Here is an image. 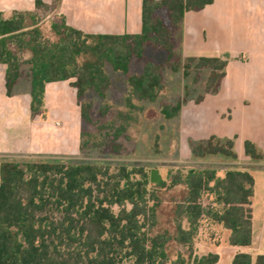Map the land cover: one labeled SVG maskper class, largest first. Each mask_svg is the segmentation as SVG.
<instances>
[{
  "label": "trees",
  "instance_id": "trees-1",
  "mask_svg": "<svg viewBox=\"0 0 264 264\" xmlns=\"http://www.w3.org/2000/svg\"><path fill=\"white\" fill-rule=\"evenodd\" d=\"M213 2L143 0L142 30L134 35L77 30L64 17L49 13L43 0H35V12H13L9 17L0 13V64L6 66L7 94L26 78L36 115L45 112L47 84L76 79L81 120L91 124V106L83 99L89 90L105 97L111 87L105 66L128 75L132 61H142L150 47L166 51L171 70L181 71L186 80L194 75L197 83L202 72H208L204 93L195 100L199 103L219 91L227 61L183 58L175 35L186 12ZM127 83L128 109L137 108L134 100L155 102L164 89L163 66L145 61L142 72L130 75ZM187 102L165 103L161 114L166 120L179 118ZM190 150L196 159L222 155L237 160L234 139L190 141ZM245 154L253 162L264 160V153L250 141L245 142ZM152 184L148 171L126 165L3 160L0 264H217L216 253L193 254L205 222L228 231L226 244L251 246L255 179L249 170L220 174L215 169H189L171 174L169 183ZM173 190L183 195L170 202L160 197L161 191ZM166 203L173 208L172 227L161 225L160 209ZM231 264H264V255L238 253Z\"/></svg>",
  "mask_w": 264,
  "mask_h": 264
},
{
  "label": "crops",
  "instance_id": "crops-1",
  "mask_svg": "<svg viewBox=\"0 0 264 264\" xmlns=\"http://www.w3.org/2000/svg\"><path fill=\"white\" fill-rule=\"evenodd\" d=\"M43 2L49 13L88 34L134 35L142 30L143 0H61L56 10V0ZM35 11V0H0V13L5 17ZM178 40L183 58L227 61L219 91L206 94L199 103L189 100L182 107L179 118L189 150L190 141L211 136L234 139L237 161L253 162L245 154L246 141L264 153V0H214L203 10L188 11ZM29 92L25 78L9 96L6 66L0 64V164L5 159L79 155L83 123L73 81L46 85L44 113L32 114ZM67 94L76 105L66 100ZM246 165L238 169L250 170V163ZM231 247L227 264L238 253L264 255L248 250L253 237L249 247Z\"/></svg>",
  "mask_w": 264,
  "mask_h": 264
},
{
  "label": "rangeland",
  "instance_id": "rangeland-1",
  "mask_svg": "<svg viewBox=\"0 0 264 264\" xmlns=\"http://www.w3.org/2000/svg\"><path fill=\"white\" fill-rule=\"evenodd\" d=\"M179 33L175 35L176 42L179 41ZM145 61L163 66L164 89L155 102L134 100L137 108L130 110L126 107L129 94L127 79L130 75L140 74ZM105 71L111 81V87L105 97L89 90L83 99V103L91 106L92 123L82 124L81 132L84 135L81 136V144H86L79 155L43 156L17 161L60 159L64 162L111 167L126 165L145 169L150 176L152 170H157L161 181L168 183L170 175L177 171L186 173L189 169H215L221 174L228 169L247 168L246 163H250L249 171L255 179V186L252 198L253 247L248 250L255 254H264V162H239L222 155L196 159L191 156L189 138L182 133L180 118L166 120L161 114L162 105L165 103H176L182 99L196 100L202 95L208 72L203 71L197 83L194 81V75L186 80L181 71L171 70L166 51L150 47L146 48L142 61H132L128 75L116 72L109 64L105 66ZM70 80L76 82V79ZM66 100L74 101L76 105V100H71L69 94ZM104 109L106 114L102 115ZM182 195V190L160 192V197L166 202L179 199ZM166 205L167 203L160 209L161 225L165 227L169 224L167 227H172L173 208ZM227 236L228 231L221 227L209 222L202 223L194 243L193 254L203 256L216 253L220 256L217 264H227L233 249L226 244ZM185 249V253L189 254V247Z\"/></svg>",
  "mask_w": 264,
  "mask_h": 264
},
{
  "label": "water",
  "instance_id": "water-1",
  "mask_svg": "<svg viewBox=\"0 0 264 264\" xmlns=\"http://www.w3.org/2000/svg\"><path fill=\"white\" fill-rule=\"evenodd\" d=\"M150 180H151V183H153V184H159L161 182V178H160L157 170L151 171Z\"/></svg>",
  "mask_w": 264,
  "mask_h": 264
}]
</instances>
